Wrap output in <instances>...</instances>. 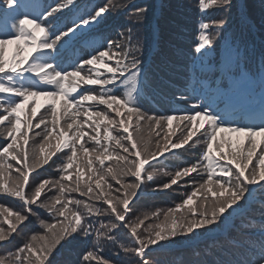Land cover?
<instances>
[{"label": "snow or ice", "instance_id": "snow-or-ice-1", "mask_svg": "<svg viewBox=\"0 0 264 264\" xmlns=\"http://www.w3.org/2000/svg\"><path fill=\"white\" fill-rule=\"evenodd\" d=\"M3 3L6 5L5 12H10L13 5H18L19 0H3ZM71 4L73 0H59L50 11L43 14L44 18L29 19V13L14 12L10 16V25L7 19L0 24V94H12L6 97L0 96V109L6 113L0 114V125L7 122L6 127L0 128V137L6 135L11 139V143L6 142L5 146L0 147V181L6 174L11 175L8 170L14 167L7 163L8 157L22 165V167L14 168L16 176L11 187L7 183H0V189L19 198L23 203L22 209L15 212L0 207V213H7L4 220L8 224L7 229L0 226V242H6L13 233L17 232V226L32 216L36 217L41 228L40 232L31 234L14 251L0 254V264H54L55 254L60 247L81 238L91 239L92 245L80 253L78 264H113V261L105 259L102 255L105 241L116 244L125 254L135 255L139 258L140 264H152V261L146 258L148 255L146 250H150V246H158L160 242L170 243L173 238L179 236L190 238L189 234L194 236L196 230H208V226L219 227V224L226 223L243 209L247 201L246 194L251 195L253 186L260 185V189L264 191V183H261L264 182V147L260 150L257 165L249 168L253 157L256 156L257 147L264 145V118L261 119L259 125L239 126L207 108L195 111L194 115L177 116L173 114L157 117L145 113L137 102L140 95L137 89L140 60L133 53L139 49L131 44L130 36L127 49L121 42L109 41L108 49L98 51L90 58L82 59L79 63L69 65L68 68L62 67L59 63L55 65L50 63V60H55V56L45 50H56L62 47L69 38V33L75 35L76 28L69 27L66 31H61L59 28L48 26V19L55 18L56 13ZM231 6L232 0H198V8L201 12L213 9L223 10ZM121 7L126 9L131 7L130 15L135 16L138 21L148 11L146 7H136L118 3L117 0H108L107 3L97 6L94 13H89L87 19L81 18V24L88 25L92 21H97L103 13ZM21 16L23 18H20ZM224 23L223 19L214 20L211 23H200L195 45L196 53H200L202 49L213 43L212 30L223 26ZM62 37L66 39L62 40ZM138 43L137 41V45ZM112 49L120 50L119 55L125 61L122 67H120L121 61L119 60L116 61L117 67L105 63V57L112 60L116 55ZM88 65H98L106 69L110 78H100L99 75L93 78L91 69H85ZM117 72L120 76L127 73L122 81L125 90L121 95L113 91V88L118 90ZM25 73L35 75H24ZM83 85L100 86L101 91L97 93L94 88L82 87ZM106 85H112L113 88L104 91ZM41 96L50 98L46 101L51 105L50 114L53 127L50 130L47 118L43 114L35 125L29 119V116L36 118L39 109L43 108L44 104L34 103L30 113L26 111L30 101L34 102L37 97ZM57 101L65 109V114L68 110H72L70 117L72 122L67 124V129L72 132L69 135V132L61 127L56 137L55 150L46 152L47 145L43 141H48L49 137L53 136V133L57 131L56 125L59 123ZM85 102L95 103L83 113L87 119L78 121L76 118L80 115L81 106ZM114 104L117 107L114 108ZM99 105H106V109L93 111ZM121 108L127 109L125 113L127 122L123 118L117 122L108 112L111 109L117 116H120ZM133 115L136 117L135 137L133 131H129ZM22 117L26 123L24 132H21ZM174 119L189 121L192 126L186 127V135L182 132L181 137H178L175 143L170 141L167 134L161 137L160 132H156V150H150L152 144L141 134L143 128L141 122H146L150 129L153 124L156 128H163L164 121L170 125ZM197 120L199 121L198 126L193 123ZM102 124L105 125L103 137H101ZM41 125L44 126L43 129ZM84 125L92 128L95 134L83 131ZM33 128L41 129L40 132H36V136L42 137L39 153L44 155L43 159L36 155L35 148L30 156L25 147L29 144L28 132ZM118 129H122L127 135L122 136L118 131L114 135V130ZM198 132L200 136L194 143L202 148L199 158L189 167L177 170L175 175L164 173L170 179L159 186L168 189L176 185L182 177H189L194 191L186 194L187 198L181 204H177L175 209L169 208L163 211L164 221L162 223H149L142 232L138 231L144 221L149 218L148 214H144L143 217L138 216L134 220L128 217L131 215L130 201L138 196V190L144 183L145 177L142 173L146 174V179L149 181L154 176V172L146 171L145 165L154 167L149 165L150 159H155L158 155L168 151L169 145L173 149L183 147ZM223 133L230 135L228 137L220 135ZM232 134H234V139ZM85 137H88V141H91L94 146H85L88 143ZM18 138L23 141V146ZM102 139L109 143H101ZM161 140H163V145H161ZM246 143L247 151H245ZM63 149L68 151L64 152ZM78 149L86 158L85 167L88 170L86 180L84 179L86 175L84 168L77 164ZM53 156L56 157V161H59L54 169L60 173L59 178L38 179V182L32 185L30 173L34 168L48 164ZM130 156L131 159H129ZM30 158L33 161L31 165H29ZM94 160L99 162L98 168L94 166ZM105 161H116L115 167L111 163L104 167ZM201 161H207L206 165L202 166ZM222 161L224 163H221ZM201 166L207 173V179L197 185L195 177L190 174L197 172ZM217 168H219L220 175L213 180ZM72 169H75V177ZM38 175L37 173L36 176ZM106 177H109L119 187H114ZM125 177H132L133 180H125ZM65 181L70 183L66 184ZM206 185L211 197L205 195L199 205H193V197ZM214 186H217L216 191L213 190ZM26 187L31 188L30 194L26 193ZM53 189L55 195H50L42 201V193L47 195ZM121 190H123L122 195ZM72 193H80L87 199H76ZM96 202L102 203L105 207H98ZM186 205L190 206L189 211L180 216L178 220L174 213ZM33 206H35V211ZM41 210L48 215L47 220L41 218ZM160 214L161 210L158 209L151 213V216L158 219ZM261 214L264 217V211ZM9 215L15 217V223L8 218ZM93 216L99 221L98 227L90 219ZM101 217L111 219L105 223ZM121 228L127 230L135 247H128L117 240L114 232H118ZM260 235L261 255L252 264H264V223L260 225Z\"/></svg>", "mask_w": 264, "mask_h": 264}, {"label": "trees", "instance_id": "trees-1", "mask_svg": "<svg viewBox=\"0 0 264 264\" xmlns=\"http://www.w3.org/2000/svg\"><path fill=\"white\" fill-rule=\"evenodd\" d=\"M57 2L59 0H19L17 7L22 11L24 7L31 5L30 7L35 9L36 14L30 13V16L44 18L43 14L46 11H50L51 7H54ZM107 2L108 0H73V4L62 8L55 14V18L48 19V26L59 28L61 31H66L69 27L76 28L74 36L69 33L68 39L61 38L62 40L66 39V42L71 39H77L74 45L67 49L63 55L60 47L52 50L55 56V60H52L54 65L59 63L62 67L68 68L69 65L79 63L82 59L90 58L98 51L108 49L109 41L121 42L127 49L129 36L131 37V44L139 49L134 51L133 54L143 62L154 40L155 49L151 50L149 62L147 64L142 63L139 66L140 72L137 77V89L140 93L137 102L142 106V110L145 113L157 117L173 114L177 116L194 115L195 111L207 108L209 111L221 114L222 118L227 119L234 125H255L246 123L247 121L243 117L245 114L240 113V102L235 98L239 99V97L244 96L245 86L243 83L245 80L243 78H249L250 82H252L253 77H256V81L264 83V0H232L231 8L223 10L213 9L207 12L199 10L198 0H117L121 4L146 7L148 11L138 21L135 16L130 15L131 7L127 9L123 7L113 8L103 13L97 21H92L88 25L81 24V18L87 19L89 13H94V10H97V6ZM38 5L41 8L37 9ZM5 8L6 5H4L3 0H0V24L4 23L7 15L14 10L13 8L12 11L5 12ZM219 19H223L225 23L223 26L212 30L213 43L202 49L200 53H196L195 45L200 23H211ZM154 32H156L155 36ZM137 41L139 42L138 45ZM70 51L72 52L70 53ZM112 51L116 55L112 60H108L105 57V63H110L113 67H117L116 61L119 60L121 61L120 67H122L125 61L119 55L120 50L112 49ZM85 69H91L93 78L98 75L100 78H110V74L107 73L106 69L94 65L85 66ZM117 76H120L119 72H117ZM82 87L94 88L97 93L101 91L100 86L83 85ZM120 87L121 84L118 83V90L113 88L112 85L104 86L103 90L107 91L109 88H113L115 94L121 95ZM256 90L264 98V88L257 86ZM10 95L12 94H0V96L4 97ZM229 95H233L234 98L229 97ZM246 96L248 99L253 97L252 93H248ZM49 99L43 96L37 97L34 102L30 101L26 111L30 113L34 103L44 104V107L39 109L37 117L32 118L29 116V119L35 125L38 118L43 114L47 118L50 130L53 125L50 114L51 105L46 102ZM93 103L95 102H85L81 106L80 115L76 118L78 121L87 119V117L83 116V113ZM56 107L59 123L56 125L57 131L53 133V136L49 137L48 141H43L47 145L46 152L55 150L56 137L61 127L68 131L69 135L72 132V130L67 129V124L72 122L70 119L72 110H68L67 114H65V109L59 101H57ZM113 107L115 108L117 105L114 104ZM262 107L264 108V101ZM105 109L106 105H99L93 111H104ZM108 112L117 122L122 118L127 122V116L125 115L127 109L121 108L120 116H117L111 109ZM235 113L240 114L234 115ZM0 114L6 113H4L3 109H0ZM251 118L256 121L259 118H264V115L259 114V116L256 115ZM193 123L197 126L199 125L198 120ZM89 124H91V121H89ZM141 124L143 125L141 134L146 140L151 142L152 147L150 150L152 151L156 150V132H160L161 137L167 134L170 141L175 143L177 138L181 137L182 132L186 135V127L192 126L189 121L179 119H174L170 125L167 121H164L163 128H156L153 124L150 129L146 122L142 121ZM22 125L21 132H24L26 131V123L23 117ZM6 126L7 122L4 125H0V128ZM104 126V124L101 125V137L104 134ZM43 128L44 126L41 125V129ZM135 128L136 117L133 115L129 131H133L134 137L136 135ZM41 129L33 128L32 131L28 132L29 144L25 147L28 149L30 156L33 148H35L36 155L43 159L44 155L39 153L42 137L36 136V132H40ZM82 130L95 134L93 129L87 125H84ZM117 131L122 136L127 135L122 129L114 130V135ZM220 135L228 137L230 134L223 133ZM199 136L200 133L198 132L192 140L179 149H173L169 145V150L162 153L163 155L159 160L149 163V165L154 167L145 166L147 172H154V176L149 181L146 179V174L142 173V176L145 177L144 183L142 188L138 190L139 195L130 201L131 215L128 217L134 220L138 216L143 217L144 214H148L149 218L144 221L138 231L142 232L143 228L149 223H162L164 221L162 212L169 208L175 209L177 204H181L187 198L186 194L194 191L189 177H182L176 185H172L168 189H163L159 186L170 179L164 173L175 175L177 170L189 167L196 162L202 151V148L194 143ZM232 137L233 139L235 138L234 134H232ZM257 140H259V137H257ZM85 141H88V137H85ZM6 142L11 143V139L7 138L6 135L0 137V147L5 146ZM19 143L23 146L22 140H19ZM101 143L109 142L102 139ZM161 145H163V140H161ZM85 146L92 147L94 145L91 141H88ZM262 147L264 145L257 147L256 156L253 157L252 164L249 165L250 169L257 165ZM63 151L67 152L68 150L63 149ZM245 151H247V143ZM57 155H60V153H57ZM78 157L77 164L84 168L86 173L84 179L86 180L88 175V170L85 167L86 158L79 149ZM131 158L130 156L129 159ZM58 162L56 157L53 156L48 164L34 168L33 172L30 173V183L35 185L38 179L59 178L60 173L54 170ZM7 163L12 164L14 167L8 170L11 175L6 174L0 183H7L11 187L12 181L16 176L14 168L22 167V165L11 159V157L7 158ZM32 163L33 161L30 158L29 165ZM110 163L115 167L116 161H105L104 167H107ZM206 163L207 161H201L202 166L206 165ZM221 163L224 162L222 161ZM94 166L98 168L99 162L94 160ZM202 166L198 168L197 172L190 174L195 177L197 185L207 179V173ZM71 171H73L75 177V169ZM37 173L39 174L38 177L36 176ZM219 175V168H217L213 180L218 178ZM106 179L114 187H119L109 177H106ZM124 179L133 180L132 177H125ZM65 183L70 182L65 181ZM207 187L206 185L204 189L197 192V195L193 197V205H199L205 195L211 197V193L207 192ZM213 190L216 191L217 186H214ZM25 191L30 194L31 188L26 187ZM120 194H123V190H121ZM50 195H55L54 189L47 195L42 193L41 200H46ZM72 195L76 199H87L80 193H72ZM96 203L98 207H105L100 202ZM0 207L15 212L22 209L23 203L19 198L13 197L0 189ZM158 209L161 210V214L157 219L151 216V213L156 212ZM189 209L190 206L186 205L176 211L174 215L179 220V217L187 214ZM33 210H36L35 206H33ZM262 211H264V191L260 189V185H257L254 190L253 201L243 213L234 219V224L226 233L205 235L207 231L218 228L215 226H208V230L198 229L194 236L189 234L190 238L179 236L173 238L170 243L160 242L158 246H150V250H146L148 252L146 258L150 259L152 264H252L261 255L260 225L264 223ZM5 215H7L6 212L0 213V226L7 229L8 224L4 220ZM40 216L45 220L48 219V215L44 210L40 211ZM8 218L15 223L14 216L9 215ZM90 219L97 227L99 226V221L95 216ZM101 219L107 223L111 218L101 217ZM217 223L219 224V222ZM220 226L221 224H219ZM40 231L41 228L37 223L36 217H30L27 221L17 226V232L13 233L6 242H0V254L14 251L31 234ZM114 235L118 241L126 246L135 247L126 229L121 228L118 232H114ZM91 245V239L85 240L83 238L73 241L71 244H64L56 252L54 264H78L80 253L86 247H91ZM102 255L105 259L113 261V264H140L138 257L131 253L125 254L116 244L106 241L103 243Z\"/></svg>", "mask_w": 264, "mask_h": 264}, {"label": "rangeland", "instance_id": "rangeland-1", "mask_svg": "<svg viewBox=\"0 0 264 264\" xmlns=\"http://www.w3.org/2000/svg\"><path fill=\"white\" fill-rule=\"evenodd\" d=\"M14 12H19V10H13L12 11V14L14 13ZM10 16H11V14H9V15H7V22H9V21H11V19H10ZM94 66H96V67H99L98 65H94ZM123 81V80H122ZM122 81H120L119 83L121 84V91H122V93L124 92V86H123V83H122ZM257 83H259L258 81H257ZM260 84V83H259ZM247 87L249 86V85H246Z\"/></svg>", "mask_w": 264, "mask_h": 264}]
</instances>
